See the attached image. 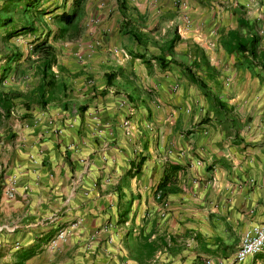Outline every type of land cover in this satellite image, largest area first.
I'll return each mask as SVG.
<instances>
[{
  "label": "crops",
  "instance_id": "obj_1",
  "mask_svg": "<svg viewBox=\"0 0 264 264\" xmlns=\"http://www.w3.org/2000/svg\"><path fill=\"white\" fill-rule=\"evenodd\" d=\"M47 1L30 46L50 33L67 90L6 75L0 264H238L264 219V0H86L73 38L75 0Z\"/></svg>",
  "mask_w": 264,
  "mask_h": 264
},
{
  "label": "trees",
  "instance_id": "obj_2",
  "mask_svg": "<svg viewBox=\"0 0 264 264\" xmlns=\"http://www.w3.org/2000/svg\"><path fill=\"white\" fill-rule=\"evenodd\" d=\"M85 2L86 0H75L74 9L71 13H63L56 16V19L62 24V26L55 34V38H73L74 35L79 33V26L76 19L80 11H82ZM40 3V0H5L3 9L0 12V26H4L8 29L6 30V36L13 37L17 35L19 31L25 32L26 30L36 32L37 28L33 26L32 21L31 24H25L24 26H21V28H18L17 24H14L15 22L11 15L12 10L20 5L28 16L36 13L41 14L43 12L39 9ZM10 24H12V26L9 30L8 27ZM49 35L50 33H47L46 37L36 43L32 50L35 56L34 61L37 62L36 66L41 80L30 94H24L32 101L38 96L44 104L53 98H57L56 96L59 93L67 90L66 84L63 81H59L56 73L53 71V66L57 63L58 54L55 46L48 41ZM258 42L259 36L253 34L250 41H244V46L242 45L241 49L245 51L249 47L252 55L256 56V45ZM21 95H23L22 91L0 89V120L9 117L14 105V99ZM160 191L163 195V191Z\"/></svg>",
  "mask_w": 264,
  "mask_h": 264
},
{
  "label": "rangeland",
  "instance_id": "obj_3",
  "mask_svg": "<svg viewBox=\"0 0 264 264\" xmlns=\"http://www.w3.org/2000/svg\"><path fill=\"white\" fill-rule=\"evenodd\" d=\"M40 5L47 6L48 8L50 5H45L48 1L47 0H40ZM51 2V0H49ZM52 4V2L50 3ZM3 9V6L0 7V12ZM12 18L14 20V24H17L18 28L24 26L25 24H32L34 27L37 28L36 32H31L26 30L19 31V33L13 37L6 36V29L4 26H0V89L8 88L10 86L9 77L6 75L10 72L13 64H20L22 65L21 68L23 73H20V76L17 77V80L22 82H27L29 86H35L38 82L36 78L35 71H36V63L34 61V57L31 60L26 61V57L30 54L34 56L31 43L35 42L39 35H41V29L46 30L47 26H45L46 22H52L50 17L52 15L43 16L39 13L34 15H26L23 11V7L20 5L12 10ZM44 18H47L45 22ZM12 24L9 25V30ZM52 27L55 29L58 28V23L52 24ZM13 28V27H12ZM26 56V57H25ZM22 72V71H19ZM25 73V74H24ZM7 119L0 120V130L6 127Z\"/></svg>",
  "mask_w": 264,
  "mask_h": 264
},
{
  "label": "built area",
  "instance_id": "obj_4",
  "mask_svg": "<svg viewBox=\"0 0 264 264\" xmlns=\"http://www.w3.org/2000/svg\"><path fill=\"white\" fill-rule=\"evenodd\" d=\"M33 161L37 162L38 157L32 156ZM157 198H162V192L158 191ZM165 204L164 206H166ZM77 223H74V226ZM65 232L59 234V238L65 237ZM264 251V219L261 222L252 224L242 237L241 245L234 255V260L238 264H243L249 256ZM207 264H211V259L207 260Z\"/></svg>",
  "mask_w": 264,
  "mask_h": 264
}]
</instances>
